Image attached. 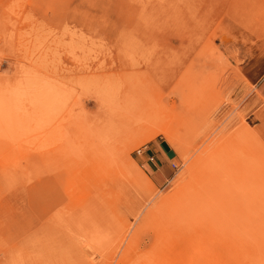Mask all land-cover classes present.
Instances as JSON below:
<instances>
[{
	"label": "rangeland",
	"instance_id": "1",
	"mask_svg": "<svg viewBox=\"0 0 264 264\" xmlns=\"http://www.w3.org/2000/svg\"><path fill=\"white\" fill-rule=\"evenodd\" d=\"M263 82L264 0H0V264H264Z\"/></svg>",
	"mask_w": 264,
	"mask_h": 264
},
{
	"label": "crops",
	"instance_id": "2",
	"mask_svg": "<svg viewBox=\"0 0 264 264\" xmlns=\"http://www.w3.org/2000/svg\"><path fill=\"white\" fill-rule=\"evenodd\" d=\"M261 91L264 93V82L262 83ZM150 151L155 155L154 161L150 165V168L153 172L155 171V169L157 170V172H159V170L161 169L160 164H163V162H165L166 160L175 159L173 150L169 147L168 144H165L164 142L157 143L156 145L152 146L150 148Z\"/></svg>",
	"mask_w": 264,
	"mask_h": 264
},
{
	"label": "built area",
	"instance_id": "3",
	"mask_svg": "<svg viewBox=\"0 0 264 264\" xmlns=\"http://www.w3.org/2000/svg\"><path fill=\"white\" fill-rule=\"evenodd\" d=\"M138 153H139V154H144L145 152H142V151L139 150ZM149 161L153 162V161H154V156L149 157ZM173 166H174V168H176L175 165H173Z\"/></svg>",
	"mask_w": 264,
	"mask_h": 264
}]
</instances>
